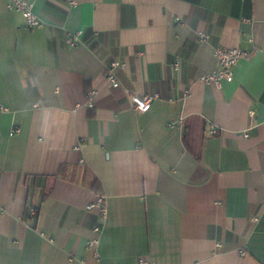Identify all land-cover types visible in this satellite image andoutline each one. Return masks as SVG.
<instances>
[{"label": "crops", "instance_id": "crops-1", "mask_svg": "<svg viewBox=\"0 0 264 264\" xmlns=\"http://www.w3.org/2000/svg\"><path fill=\"white\" fill-rule=\"evenodd\" d=\"M9 1L0 264H264V0H29L32 29ZM214 46L252 52L220 88Z\"/></svg>", "mask_w": 264, "mask_h": 264}, {"label": "built area", "instance_id": "built-area-1", "mask_svg": "<svg viewBox=\"0 0 264 264\" xmlns=\"http://www.w3.org/2000/svg\"><path fill=\"white\" fill-rule=\"evenodd\" d=\"M7 9L10 11L18 12L23 19V25L26 28H37L43 26V22L38 18V16L33 12V3L29 0H10L7 4ZM81 32H77L75 34H70L66 38V42L70 46H74L79 41L78 36ZM198 39L200 42H204L208 39V35L203 32H198ZM212 53L214 58L217 62V68L216 70L206 73L202 76V81L205 83H211L216 88H220L221 83L223 81L225 82H231L233 80V68L237 64V62L241 59L248 58L252 55V52H248L245 50H242L240 48H227L223 46H214L212 47ZM119 66H123V64H120L118 61H112L109 65H107L104 68L103 75L107 83L112 88H120V84L117 80V76L115 73V69ZM178 63L176 62L174 64V67L177 68ZM124 93L127 95V97L130 99L133 108L140 112L144 113L149 110L151 102L154 99L158 98V95H148V94H142V93H136L131 92L127 89L123 90ZM7 112V108L3 105H0V114ZM252 115V114H250ZM19 129L15 126H13L9 132L10 136H14L18 134ZM210 135L217 134V129L215 127H211L209 130ZM246 136V134L244 135ZM104 198L100 195L98 196L97 200L86 206V209L91 211L94 208L98 209L102 222L106 220L107 217V209L104 204ZM34 212V211H33ZM34 214V213H32ZM258 220L257 216H254L252 218L253 222H256ZM103 226H97L94 228V231L97 234H101ZM99 244L98 239L90 240L87 244L88 247L91 246H97ZM241 254L244 255L245 252L241 251ZM95 256L99 261V264H102L101 259L99 258L98 253L95 252ZM138 264H154L153 262L141 258L138 261Z\"/></svg>", "mask_w": 264, "mask_h": 264}, {"label": "trees", "instance_id": "trees-1", "mask_svg": "<svg viewBox=\"0 0 264 264\" xmlns=\"http://www.w3.org/2000/svg\"><path fill=\"white\" fill-rule=\"evenodd\" d=\"M96 184H98V181H95L93 184H92V188H95ZM96 190V188H95Z\"/></svg>", "mask_w": 264, "mask_h": 264}]
</instances>
